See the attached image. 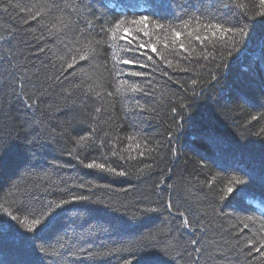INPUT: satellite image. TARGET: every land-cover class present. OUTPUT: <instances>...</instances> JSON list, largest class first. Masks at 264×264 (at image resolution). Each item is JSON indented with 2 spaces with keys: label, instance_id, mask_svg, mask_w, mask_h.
<instances>
[{
  "label": "trees",
  "instance_id": "16d2710c",
  "mask_svg": "<svg viewBox=\"0 0 264 264\" xmlns=\"http://www.w3.org/2000/svg\"><path fill=\"white\" fill-rule=\"evenodd\" d=\"M147 259L264 264V0H0V264Z\"/></svg>",
  "mask_w": 264,
  "mask_h": 264
},
{
  "label": "snow or ice",
  "instance_id": "6c2138e0",
  "mask_svg": "<svg viewBox=\"0 0 264 264\" xmlns=\"http://www.w3.org/2000/svg\"><path fill=\"white\" fill-rule=\"evenodd\" d=\"M149 21V17L148 16H141L139 19H137V20H135V21H133V23H135V24H143V26H144V28H148L149 27V25H148V22ZM119 26V25H118ZM156 27L157 28H162L163 26L162 25H156ZM185 27H187V24H185ZM213 26L212 25H208L207 26V28H209V29H211ZM215 27V29L217 30V31H219L220 29H221V26L220 25H215L214 26ZM141 31H143V30H141ZM224 31H231L230 29H226V30H224ZM143 35L144 36H148V33L147 32H143ZM212 35L213 36H215L216 35V32L215 31H213L212 32ZM175 36L177 37V38H179L180 36H181V33L180 32H175ZM120 39L121 40H123L124 42H126V43H129V44H131L134 40H139V36L138 35H134L133 34V32L131 31V29H129V28H125L124 29V34L120 37ZM195 39L196 40H198V41H200L201 40V37L200 36H196L195 37ZM204 39L206 40V39H208V37L207 36H205L204 37ZM201 42H203V41H201ZM211 42V41H210ZM138 47L139 48H141V49H144V48H147V47H151V51L152 52H157V48H156V46L155 45H148V44H146V43H139L138 44ZM181 49H184L185 51H187V49H185V45L183 44V43H181L180 44V46H179ZM86 55L87 54H85L84 56H81V60H85V57H86ZM205 58H207V57H205ZM149 59H151V57H149ZM123 64H125V65H131V64H135V63H137V61L136 60H133V59H124V60H122L121 61ZM68 67L69 68H72L73 67V65L72 64H69L68 65ZM119 74V73H118ZM132 75H143V73H140V72H135V73H131ZM195 82V81H194ZM131 91H137L138 89L135 87V86H133L131 89H130ZM98 167L99 169H104L105 168V166H104V164H99V165H94V164H88L87 165V167H89V168H92V167ZM111 171H113V172H115V169H112ZM121 174H123V173H121ZM231 189H229V191H230ZM73 199H77L76 197H73ZM36 223H39V221H36ZM30 228H31V226H29ZM193 243H195V241H193ZM257 251H259V250H257ZM146 264H152V262H151V260L150 259H147L146 260Z\"/></svg>",
  "mask_w": 264,
  "mask_h": 264
}]
</instances>
